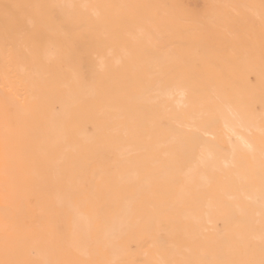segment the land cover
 <instances>
[{
    "label": "bare ground",
    "instance_id": "1",
    "mask_svg": "<svg viewBox=\"0 0 264 264\" xmlns=\"http://www.w3.org/2000/svg\"><path fill=\"white\" fill-rule=\"evenodd\" d=\"M17 6L0 0V264H264V43L240 29L264 0H36L80 48L61 85L13 59Z\"/></svg>",
    "mask_w": 264,
    "mask_h": 264
},
{
    "label": "rangeland",
    "instance_id": "2",
    "mask_svg": "<svg viewBox=\"0 0 264 264\" xmlns=\"http://www.w3.org/2000/svg\"><path fill=\"white\" fill-rule=\"evenodd\" d=\"M23 1L28 6L17 7L28 15L27 18L32 25L30 32L23 38L22 47H16L12 41L9 43L11 48H13L11 55L16 64L19 65H28V59L31 57L33 64L43 67L52 80L59 85L64 84L67 79V69L71 66L78 67L82 64L79 61L82 57L79 53L80 48L63 34L46 31V25H48L49 21L44 15L45 6H29V4L34 3L36 0ZM86 9L90 13H94L98 11V6H86ZM240 17V29L248 40H258L264 43V25L255 19H250L244 16L243 14H241ZM36 18H38L37 21H35ZM98 40L100 41L101 39L98 38ZM85 42L84 39H81V43L84 44V47ZM6 49L4 42L0 39V61L5 56ZM113 49L115 52H118L117 46H114ZM120 66L122 68V73L130 79L128 70L122 60H120ZM130 82H132V79ZM3 110L6 115L5 117L7 120L11 121L12 124H20L21 128H28L34 132H41L44 129L45 122L41 118L28 119L21 117L18 114L16 107L12 104L3 108ZM7 164L8 163L5 159H3V169H8Z\"/></svg>",
    "mask_w": 264,
    "mask_h": 264
}]
</instances>
